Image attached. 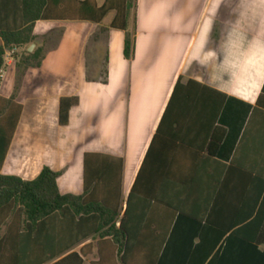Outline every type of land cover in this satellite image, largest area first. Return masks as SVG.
I'll return each mask as SVG.
<instances>
[{
	"label": "trees",
	"instance_id": "obj_1",
	"mask_svg": "<svg viewBox=\"0 0 264 264\" xmlns=\"http://www.w3.org/2000/svg\"><path fill=\"white\" fill-rule=\"evenodd\" d=\"M135 7L136 0H105L101 6L94 0H0V70L4 56L17 49H24L17 60L18 72L40 67L41 50L27 51L35 41V21L100 24L111 12L114 16L109 28L124 33L122 54L131 61ZM131 17L133 28L128 31ZM203 89L195 82L182 86L180 79L176 80L125 200L124 161L112 155L83 154L80 196L62 195L57 185L60 173L47 166L30 181L1 174L23 106L15 101L16 92L9 98L0 96V264H156L160 247L157 235L163 229L156 222L154 204L177 213L181 236L209 230L214 245L227 235L240 258L250 264L257 256L264 261V153L251 165L230 162L228 178H239L240 187L220 184L218 175L203 195L202 205L189 203L198 197L191 189L196 179L204 177H198L196 170L216 156L225 135L216 125L225 96ZM256 92L257 87L242 96L252 101ZM78 105L77 96L59 99V127L68 126L70 111ZM250 118L257 119L264 132V85ZM125 175L127 178V169ZM58 184L61 186L60 180ZM161 184L164 188L159 189ZM87 240L94 243L96 262L85 263L90 244L75 251ZM163 260L175 261L174 256Z\"/></svg>",
	"mask_w": 264,
	"mask_h": 264
},
{
	"label": "crops",
	"instance_id": "obj_2",
	"mask_svg": "<svg viewBox=\"0 0 264 264\" xmlns=\"http://www.w3.org/2000/svg\"><path fill=\"white\" fill-rule=\"evenodd\" d=\"M94 1L101 6L105 0ZM109 14L113 18L114 13ZM105 18L100 24L35 21L32 34L35 41L27 46V51L32 44L31 52L41 50L38 68L53 65L71 76L70 70L81 62L78 57L81 49L86 40L92 38V45L103 43L107 82L82 83L73 92L56 98V124L59 99L79 98V105L70 111L68 126H57L61 129L63 141L74 145L83 143L72 152L63 150V163L67 164L62 169L57 168L60 163L21 167L14 135L1 174L30 181L47 166L60 173L57 185L62 195L80 196L83 154L112 155L124 161L122 197L125 200L179 78L182 86L192 81L204 88V92L208 89L225 96L216 124L225 132L224 138L216 156L211 161H204L196 170L198 177H204L192 181L195 184L191 189L198 192V197L189 203L202 205L205 201L203 195H207L212 179L218 175L220 184L231 183L240 187L239 178H228L230 162L251 165L254 158L264 153V132L259 128L260 122L250 118L264 85V0H136L135 52L131 61L125 60L122 54L124 33L110 29L111 21L107 24ZM132 28L131 17L128 31ZM86 61L95 62V59ZM98 69L96 67V71ZM82 74L84 77V70ZM256 87L252 101L242 96L249 95ZM14 92L15 101L23 106L19 127L25 110L19 101V91L11 87L10 78L2 88L0 85L1 97L9 98ZM203 143H207V136H204ZM162 185L158 188H164ZM153 206L156 222L163 229V233L157 235L160 247L156 264H250L240 258L242 255L230 245L227 235L214 245L209 230L191 231L181 236L177 229L181 221L177 213L158 204ZM87 244L92 247L88 249L85 263L96 262L93 241H85L75 251ZM166 256H174L175 261H162ZM256 259L252 264H264L260 256Z\"/></svg>",
	"mask_w": 264,
	"mask_h": 264
},
{
	"label": "rangeland",
	"instance_id": "obj_3",
	"mask_svg": "<svg viewBox=\"0 0 264 264\" xmlns=\"http://www.w3.org/2000/svg\"><path fill=\"white\" fill-rule=\"evenodd\" d=\"M111 18L112 14H109L104 22L108 24ZM99 33L102 35L103 30ZM93 41L92 38L86 40L85 47L78 55L81 62L73 66L69 77L53 65L29 68L18 73L16 64L23 56L24 49H17L13 54L4 56V64L0 70L1 88L10 78L11 87L19 91V101L25 107L23 119L14 139L20 153L21 167L60 163L57 168L62 169L67 164L63 163L64 152H72L73 149L83 145V143L74 145L63 141L61 129L55 121L54 104L58 96L73 92L82 83L106 84L107 64L103 43L97 45L95 42V45H92ZM91 58L95 59V62L88 63L86 60ZM97 59L98 63H96ZM96 67H99L97 71ZM98 113H101V110Z\"/></svg>",
	"mask_w": 264,
	"mask_h": 264
},
{
	"label": "water",
	"instance_id": "obj_4",
	"mask_svg": "<svg viewBox=\"0 0 264 264\" xmlns=\"http://www.w3.org/2000/svg\"><path fill=\"white\" fill-rule=\"evenodd\" d=\"M33 48V44L29 47L28 52H31Z\"/></svg>",
	"mask_w": 264,
	"mask_h": 264
},
{
	"label": "built area",
	"instance_id": "obj_5",
	"mask_svg": "<svg viewBox=\"0 0 264 264\" xmlns=\"http://www.w3.org/2000/svg\"><path fill=\"white\" fill-rule=\"evenodd\" d=\"M9 54H12V53H7V55H9Z\"/></svg>",
	"mask_w": 264,
	"mask_h": 264
}]
</instances>
